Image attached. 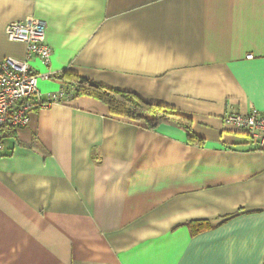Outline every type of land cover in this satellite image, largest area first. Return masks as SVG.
<instances>
[{
	"label": "crops",
	"instance_id": "1",
	"mask_svg": "<svg viewBox=\"0 0 264 264\" xmlns=\"http://www.w3.org/2000/svg\"><path fill=\"white\" fill-rule=\"evenodd\" d=\"M26 18L54 77L171 109L204 144L87 98L34 111L4 133L0 264H264V149L223 119L264 115V0H0V62L25 57L5 28Z\"/></svg>",
	"mask_w": 264,
	"mask_h": 264
},
{
	"label": "built area",
	"instance_id": "2",
	"mask_svg": "<svg viewBox=\"0 0 264 264\" xmlns=\"http://www.w3.org/2000/svg\"><path fill=\"white\" fill-rule=\"evenodd\" d=\"M45 30V23L33 18L13 21L5 28L6 39L12 43L24 44L26 54L21 60L5 58L0 62V128L26 127L31 113L59 104L66 97L60 92L43 99L39 93V85L54 78L49 71L51 51L46 44ZM246 59H252V55H248ZM33 60L39 61L48 71H34ZM223 119L237 130H245L249 138L260 149H264V115L256 110L244 115L227 112ZM3 149L0 137V152Z\"/></svg>",
	"mask_w": 264,
	"mask_h": 264
},
{
	"label": "trees",
	"instance_id": "3",
	"mask_svg": "<svg viewBox=\"0 0 264 264\" xmlns=\"http://www.w3.org/2000/svg\"><path fill=\"white\" fill-rule=\"evenodd\" d=\"M54 78L60 82L61 92L66 96L59 104H71L78 98L92 99L105 105L111 116L135 122L145 130L154 131L161 125H174L184 131L188 145L203 147V140L191 131L190 121L171 109L145 103L134 94L108 89L70 73L64 72ZM9 128L11 127L0 128L2 140L5 138L4 133L10 132ZM198 225L200 223H193L191 227L193 229Z\"/></svg>",
	"mask_w": 264,
	"mask_h": 264
}]
</instances>
